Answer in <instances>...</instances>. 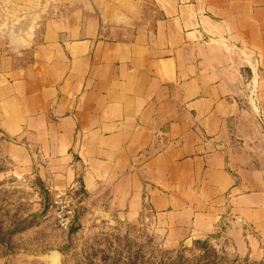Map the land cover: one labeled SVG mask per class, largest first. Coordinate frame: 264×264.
I'll use <instances>...</instances> for the list:
<instances>
[{
	"label": "crops",
	"instance_id": "obj_1",
	"mask_svg": "<svg viewBox=\"0 0 264 264\" xmlns=\"http://www.w3.org/2000/svg\"><path fill=\"white\" fill-rule=\"evenodd\" d=\"M159 9L151 32L128 39L70 14L45 25L27 59L0 50V140L50 190L78 178L106 216L151 214L184 243L227 226L240 252L264 259V130L256 160L226 128L238 63L261 74L264 114V0Z\"/></svg>",
	"mask_w": 264,
	"mask_h": 264
},
{
	"label": "rangeland",
	"instance_id": "obj_2",
	"mask_svg": "<svg viewBox=\"0 0 264 264\" xmlns=\"http://www.w3.org/2000/svg\"><path fill=\"white\" fill-rule=\"evenodd\" d=\"M170 1L0 0V50L27 59L45 25L70 14L96 20L110 39H128L151 32L161 17L159 6ZM240 64L244 74L230 93L236 103L226 128L234 147L255 158L264 130L261 74L258 83L257 74ZM14 158L0 140V264H264L237 249L227 226L202 247L170 241L151 214L126 221L93 210L78 178L70 183L77 190L59 197L63 189L50 190L38 164Z\"/></svg>",
	"mask_w": 264,
	"mask_h": 264
},
{
	"label": "built area",
	"instance_id": "obj_3",
	"mask_svg": "<svg viewBox=\"0 0 264 264\" xmlns=\"http://www.w3.org/2000/svg\"><path fill=\"white\" fill-rule=\"evenodd\" d=\"M75 190H77L76 183H72L69 186H67V188L58 191L57 196L60 197L65 195L67 191H75Z\"/></svg>",
	"mask_w": 264,
	"mask_h": 264
},
{
	"label": "trees",
	"instance_id": "obj_4",
	"mask_svg": "<svg viewBox=\"0 0 264 264\" xmlns=\"http://www.w3.org/2000/svg\"><path fill=\"white\" fill-rule=\"evenodd\" d=\"M205 241H203V242H199V244H201L200 246L202 247V245L204 246L205 245Z\"/></svg>",
	"mask_w": 264,
	"mask_h": 264
},
{
	"label": "water",
	"instance_id": "obj_5",
	"mask_svg": "<svg viewBox=\"0 0 264 264\" xmlns=\"http://www.w3.org/2000/svg\"><path fill=\"white\" fill-rule=\"evenodd\" d=\"M52 256L53 257L57 256V253L56 252L52 253Z\"/></svg>",
	"mask_w": 264,
	"mask_h": 264
}]
</instances>
